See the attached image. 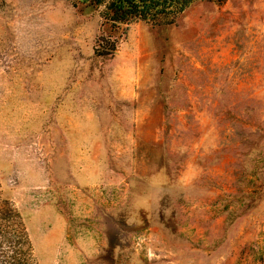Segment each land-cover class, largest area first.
<instances>
[{"label": "rangeland", "instance_id": "1", "mask_svg": "<svg viewBox=\"0 0 264 264\" xmlns=\"http://www.w3.org/2000/svg\"><path fill=\"white\" fill-rule=\"evenodd\" d=\"M100 12L0 0V196L38 264H264V0L109 54Z\"/></svg>", "mask_w": 264, "mask_h": 264}, {"label": "trees", "instance_id": "2", "mask_svg": "<svg viewBox=\"0 0 264 264\" xmlns=\"http://www.w3.org/2000/svg\"><path fill=\"white\" fill-rule=\"evenodd\" d=\"M74 8L99 10L101 33L95 52L111 53L133 22L168 25L202 0H69ZM220 3L222 0H207ZM104 41V44H101ZM0 264H38L21 213L0 196Z\"/></svg>", "mask_w": 264, "mask_h": 264}]
</instances>
